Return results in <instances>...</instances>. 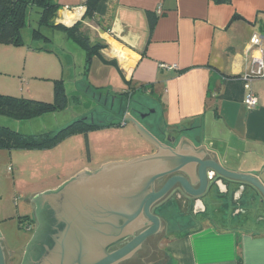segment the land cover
Here are the masks:
<instances>
[{
    "label": "crops",
    "instance_id": "obj_1",
    "mask_svg": "<svg viewBox=\"0 0 264 264\" xmlns=\"http://www.w3.org/2000/svg\"><path fill=\"white\" fill-rule=\"evenodd\" d=\"M56 2L60 4L58 23H64V12L78 14L73 23L81 20L82 0ZM82 22L92 32L91 41L101 39L108 45L101 52L115 59L118 69L94 56L92 64L99 73L88 71L80 77L81 84L91 91L102 87L110 94L131 92L132 105L156 112L143 122L145 128L152 130L157 120L166 130L186 129L182 144L192 143L203 159H216L228 170L249 173L264 185V77L250 83L257 98L251 108L244 103L248 90L242 80L260 57L257 46L250 44L253 34L262 36L264 48V0H99L93 18ZM57 34L59 40L52 38V42L75 47L64 41L61 32ZM116 48L124 60L112 53ZM55 52L57 57L61 54ZM63 57L61 75L62 65L74 67L70 53L63 51ZM111 80L117 87L124 81L126 85L120 91L110 89ZM237 186L229 185L224 200L229 197L234 203ZM247 187H243L247 200L255 197V204L246 209L251 220L264 204ZM208 204H213L210 199ZM143 264H264V222L197 223L190 231L167 239L156 261Z\"/></svg>",
    "mask_w": 264,
    "mask_h": 264
},
{
    "label": "water",
    "instance_id": "obj_2",
    "mask_svg": "<svg viewBox=\"0 0 264 264\" xmlns=\"http://www.w3.org/2000/svg\"><path fill=\"white\" fill-rule=\"evenodd\" d=\"M124 122L132 123L155 151L81 170L57 187L32 195L37 226L16 264H118L130 258L147 237L160 231L151 206L176 182L186 197L201 202L205 195L214 199V189L224 200L231 183L248 186L264 204V185L255 176L203 159L192 143L165 146L131 115L126 114ZM180 171L196 175L197 186L175 174ZM169 174L175 175L156 191V180ZM2 239L0 233V264H8Z\"/></svg>",
    "mask_w": 264,
    "mask_h": 264
},
{
    "label": "rangeland",
    "instance_id": "obj_3",
    "mask_svg": "<svg viewBox=\"0 0 264 264\" xmlns=\"http://www.w3.org/2000/svg\"><path fill=\"white\" fill-rule=\"evenodd\" d=\"M35 11L34 8L33 12H29L30 21H27L20 30V45L0 43V93L49 101L52 99L53 80L66 76L63 78L66 79L65 85L71 97L67 107L62 110L43 114L27 121L0 116V123L8 124L20 132L40 133L45 130H56L78 118L85 117L97 122L101 121L103 117L101 114L106 112L109 116L108 108L112 103L110 99L96 90L91 91L85 84L80 83L82 81L80 77H83L84 50L56 29L41 27V31L53 39L59 40L57 33L61 32L65 38H63L64 41L75 47L72 48L63 42L53 41L52 44L40 37L33 38L32 28L36 26L37 18ZM54 21L58 23L56 19ZM82 30L89 35L90 30L85 24ZM55 44H59L58 48ZM31 46L50 47L62 56L59 54L60 57H57L55 53L44 50H33ZM77 49L83 51L82 54H78ZM63 51L73 56L74 63V67L68 65L65 71L62 68V74L65 75H61L60 68V61L64 59ZM92 59L89 71H93L95 75L99 71L96 70V66H93ZM74 69L76 71H73ZM116 77L120 81L118 74ZM97 79L103 80L102 77ZM110 82L109 88L117 91L122 90L120 88L126 85L125 81L121 82L120 87H117L114 81ZM133 102L131 100V107L138 108L137 104L132 105ZM130 111L131 109L128 115H131ZM111 117L118 118L117 114L113 113ZM153 149L154 146L139 135L130 122L95 128L87 134L83 132L71 134L54 146L45 149L0 148V233L8 250L19 252L32 236L33 232L23 227L27 216L31 214L28 201L32 195L57 187L81 170H95L105 163L128 161L150 154ZM163 215L168 221L169 231L193 229L195 226L187 222V218L174 221L167 211H164ZM173 236L174 232H170L157 243L154 239L149 240L144 262L156 261L166 240ZM150 248L153 252L149 251Z\"/></svg>",
    "mask_w": 264,
    "mask_h": 264
},
{
    "label": "trees",
    "instance_id": "obj_4",
    "mask_svg": "<svg viewBox=\"0 0 264 264\" xmlns=\"http://www.w3.org/2000/svg\"><path fill=\"white\" fill-rule=\"evenodd\" d=\"M98 1L99 0L82 1L81 5L84 6L85 11L81 20L76 21L71 26H65L61 23H55V21L52 20L53 17H56V13L60 8V4L57 3L56 0H0V43L20 45V30L27 21H30L28 17L29 12H33L35 8L37 18L36 26L32 28V37H40L44 41L52 43V38L41 31V27H46L50 30H59L65 36L72 39L85 52L82 72L83 76L87 75L91 59L94 56L100 58L103 63L114 65L118 69L116 60L105 57L101 52V50L107 48L108 45L101 39L91 41L89 35L82 30V21L93 18ZM234 18H237V16H234ZM30 48L37 51L44 50L47 52H55L53 48L44 46H31ZM62 68L64 71L66 66L62 65ZM63 77L66 76L53 80L52 99L49 101L0 93V116L27 121L43 114L52 113L66 108L71 96H69L65 85L66 79ZM145 87L146 85L141 86V91ZM94 90L99 92V94H103L107 98H110L111 96L112 98H115L118 96L119 100L122 102L121 113H116L113 106H109V116L106 112L105 114H101L103 115L101 121L96 122L85 117L78 118L56 130H45L40 133H24L8 124L0 123V148L10 150L16 148L45 149L54 146L64 137L71 134L79 132L87 134V132L95 128L123 125L125 112L131 107L130 102L132 93L129 91H123L118 94H110L107 89H103L102 87H96ZM73 97L77 98L76 96ZM111 113L117 114L118 118L112 119ZM27 220L32 221L29 216H27Z\"/></svg>",
    "mask_w": 264,
    "mask_h": 264
},
{
    "label": "flooded vegetation",
    "instance_id": "obj_5",
    "mask_svg": "<svg viewBox=\"0 0 264 264\" xmlns=\"http://www.w3.org/2000/svg\"><path fill=\"white\" fill-rule=\"evenodd\" d=\"M111 106H113V108L115 109L114 111L116 113H121L122 102L119 99L117 101L113 100L111 103ZM144 108L143 107L137 108L135 106H132L126 110L125 115L129 113V109H131L130 111L131 116L136 118L143 125V122L146 119L151 118V116L155 117V114H156L155 111L153 113H150L151 108H146L145 111H144ZM123 124H125V122ZM151 127L154 133L151 132L152 131L151 129H147V128L146 129L161 144L168 146L170 148H176L179 144H181V139L183 138V136L187 135L186 129L166 130L163 126L160 125V123L157 120L152 123ZM154 151H155V148L153 149L152 152ZM175 174L183 175L186 179H188V181L194 187L197 186L196 175L193 176V175L187 174L182 171L177 172ZM175 174H169V175H166L156 180L155 190L156 191L159 190ZM243 187L245 188V186L243 185H238L236 187V190L234 193L236 199H233L234 203L230 202L229 197L227 201L221 199L223 197L221 193H217V195L214 196V199H210L209 195L208 197L205 195L204 197H202V202H201L198 200H194V198L186 197L184 195V192L180 184L177 182L174 183L169 188V190L166 192L164 197L158 200L157 202H155L151 206L152 213L155 214L160 219V224H161L160 231L147 237L145 241L142 243L141 247L130 258L125 259L119 262L118 264H141V263L143 264L145 263L143 259L145 258V254L147 252L146 250L148 249L147 246H149V242H148L149 240L152 241L154 239L155 243H157L158 241L163 239V237H166V235L170 232H174L175 234V233H184V232L191 230L189 228H186L185 230L181 229L178 231H169L168 221L165 219V216L163 215L164 211H167V213L169 212L170 216L173 218L174 221H177V219H181V218H187L186 219L187 222H190L195 225L203 221H206L211 224H217V225L236 224V225L242 226V225L248 224L249 222L250 224H261L262 222H264V209L259 208V207L256 208L257 209L256 215L253 216L251 220L249 219V216L246 213V209L250 207V205L255 204V197L251 196L247 200L246 198L247 195L244 194L245 189ZM220 188H223L222 185ZM253 195H256V192ZM208 199L212 201L213 203L212 205L208 204ZM250 199L253 200V202H251ZM29 205L31 207V214L28 216L30 217V219H32L33 228L31 231L33 232L37 226V222H36V218L34 215V205L30 202H29ZM125 241L126 240L119 242L116 246H114V248H117L123 245ZM2 244L4 247V252L6 255L7 263L16 264L21 258L23 248L26 243L17 253L9 251L3 239H2ZM149 251L153 252V249L150 248ZM14 258L16 259L13 261Z\"/></svg>",
    "mask_w": 264,
    "mask_h": 264
},
{
    "label": "built area",
    "instance_id": "obj_6",
    "mask_svg": "<svg viewBox=\"0 0 264 264\" xmlns=\"http://www.w3.org/2000/svg\"><path fill=\"white\" fill-rule=\"evenodd\" d=\"M82 1H84V0H82ZM80 7L85 10L83 5H81ZM157 12L160 13L159 7L157 9ZM250 44L253 46H257V48L260 52V57L255 59L254 64L251 67V69L242 75L244 87H245V89L248 90V93L244 99V103H245L247 108L253 107L254 105H256V102H257V98L255 97V95L251 91V86H250L251 81L254 78L264 77V48L262 45V36L259 34H253L252 37L250 38ZM161 66L167 67V68H170L171 66L174 67V65L169 66L166 64H161ZM23 227L26 230L31 231L33 228L32 221L27 220L26 223L23 224Z\"/></svg>",
    "mask_w": 264,
    "mask_h": 264
},
{
    "label": "bare ground",
    "instance_id": "obj_7",
    "mask_svg": "<svg viewBox=\"0 0 264 264\" xmlns=\"http://www.w3.org/2000/svg\"><path fill=\"white\" fill-rule=\"evenodd\" d=\"M76 17H78V14H73V15H70L69 13H63V22L67 25L73 23L74 19H76ZM114 55H117L119 56L122 60H124V56H122V53H120L118 51V49H113V52H112Z\"/></svg>",
    "mask_w": 264,
    "mask_h": 264
}]
</instances>
